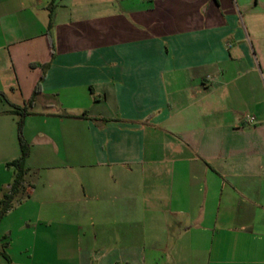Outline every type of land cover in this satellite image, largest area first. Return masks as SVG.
Here are the masks:
<instances>
[{
    "label": "crops",
    "instance_id": "obj_1",
    "mask_svg": "<svg viewBox=\"0 0 264 264\" xmlns=\"http://www.w3.org/2000/svg\"><path fill=\"white\" fill-rule=\"evenodd\" d=\"M33 96L12 264H264V0H0V200Z\"/></svg>",
    "mask_w": 264,
    "mask_h": 264
},
{
    "label": "trees",
    "instance_id": "obj_2",
    "mask_svg": "<svg viewBox=\"0 0 264 264\" xmlns=\"http://www.w3.org/2000/svg\"><path fill=\"white\" fill-rule=\"evenodd\" d=\"M52 48V46H51ZM53 54V50L51 52ZM40 90V83L37 84L35 94ZM34 96L28 101L24 107H15L12 111L19 116L18 120V137L20 142L21 154L19 158L7 163L8 167H12L15 170V178L11 184V188L6 192L0 200V223L6 213L12 209L15 201L23 195L25 192V175L27 172L26 161L30 155V145L23 137V125L24 119L29 114V109L33 106ZM9 242L0 240V255L4 259L3 264H12V259L7 253V246Z\"/></svg>",
    "mask_w": 264,
    "mask_h": 264
},
{
    "label": "built area",
    "instance_id": "obj_3",
    "mask_svg": "<svg viewBox=\"0 0 264 264\" xmlns=\"http://www.w3.org/2000/svg\"><path fill=\"white\" fill-rule=\"evenodd\" d=\"M246 122H248L249 124H254L255 123V119H254V117H247L246 118Z\"/></svg>",
    "mask_w": 264,
    "mask_h": 264
},
{
    "label": "rangeland",
    "instance_id": "obj_4",
    "mask_svg": "<svg viewBox=\"0 0 264 264\" xmlns=\"http://www.w3.org/2000/svg\"><path fill=\"white\" fill-rule=\"evenodd\" d=\"M3 239H4L5 241H8V242L10 241L9 237H3V238H1L0 240H3ZM23 257L25 258V256H22V257L19 258V259H20L21 261H24L26 258L24 259Z\"/></svg>",
    "mask_w": 264,
    "mask_h": 264
}]
</instances>
